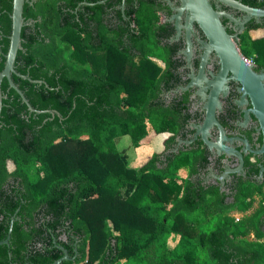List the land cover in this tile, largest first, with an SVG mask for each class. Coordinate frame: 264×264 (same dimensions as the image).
<instances>
[{"label":"trees","instance_id":"16d2710c","mask_svg":"<svg viewBox=\"0 0 264 264\" xmlns=\"http://www.w3.org/2000/svg\"><path fill=\"white\" fill-rule=\"evenodd\" d=\"M102 1L24 4L12 78L35 109L48 111H31L2 80L0 240L11 238L0 245V264H51L65 254L61 247L71 257L61 264H264V243L239 237L255 227L252 217L231 226L220 200L189 197L193 182L176 177L172 160L159 166L156 152L134 165L117 148L122 136L140 135L147 125L161 139L175 130L176 114L148 93L151 83L159 85L149 44L164 48L156 8L168 6L126 0L123 11V0ZM240 1L264 9V0ZM12 12L13 0H0V71ZM74 34L73 49L61 44ZM244 38L252 46L245 55L264 56V22H250L241 50ZM182 183L188 192L180 196ZM198 208L215 224L212 233L188 219ZM170 233L180 235L181 246L157 252Z\"/></svg>","mask_w":264,"mask_h":264},{"label":"flooded vegetation","instance_id":"af4514ba","mask_svg":"<svg viewBox=\"0 0 264 264\" xmlns=\"http://www.w3.org/2000/svg\"><path fill=\"white\" fill-rule=\"evenodd\" d=\"M214 3L219 10L235 18L224 22L222 17V21L237 41L243 60L252 64L256 74H264L262 55L254 53L247 57L240 48L241 37L250 22L263 23L264 19L252 17L242 26L247 18L245 12L216 0ZM157 5L168 6L156 8V25L163 26L159 30L162 38L159 42L164 48H161L160 58L147 56L156 66L155 80L159 81L158 87L151 83L148 93L154 90L155 106L166 107L177 116L175 130L162 136L157 162L166 167L172 160L176 177L183 175L193 182L189 186L190 198L205 195L212 201L220 200V213L231 226L252 217L255 227L239 237L264 243V152H260L264 132L252 98L232 71L224 70L216 50L209 49V38L202 27L197 22L185 26L186 10L181 15L182 26H177L180 0H157ZM121 7L124 11L125 7ZM262 82L264 84V79ZM211 108L215 119L207 128L206 136L212 146L203 137V125ZM186 183L181 185L180 196L188 192ZM211 190L215 194L210 193ZM248 203L251 204L248 209H240ZM255 228H260V233ZM213 230L214 227L207 232ZM232 234L219 233L220 236H234Z\"/></svg>","mask_w":264,"mask_h":264},{"label":"water","instance_id":"95a60500","mask_svg":"<svg viewBox=\"0 0 264 264\" xmlns=\"http://www.w3.org/2000/svg\"><path fill=\"white\" fill-rule=\"evenodd\" d=\"M105 1V0H103ZM102 1V2H103ZM218 3H223L227 6H230L234 9L241 10L247 14L246 20L242 23V26H245V22L255 17L257 19L264 18V9L252 7L243 3L240 0H216ZM26 0H13V12H12V33L10 35V46L8 53L6 55L5 67L0 71V114L2 108V89L1 83L2 80L6 77L9 80L10 86L13 87L20 95L23 101L28 105L31 111L41 113L48 110H37L29 102L28 98L25 96L23 91L19 86L14 82L12 78V73L16 72L15 61L19 49L22 47V28L24 26V17L23 10ZM181 5L176 14L177 26H182L180 23L181 15L186 10L187 22L185 26H192L194 22H197L199 26L202 27L204 32L209 38V49H215L216 52L221 57L224 70L232 71L235 77H237L242 84L244 85L247 93L251 96L255 113L259 118L261 123V128L264 132V84L262 80L264 79V74H256L252 64H247L242 57L237 41L232 38V36L227 32L225 24L222 21V17L227 19L235 20V18L228 12L219 10L214 6L211 0H180ZM126 0H123V7H125ZM226 73V72H225ZM225 73L222 74L224 78ZM24 78H29L28 76H23ZM35 82L42 83V80H34ZM223 83V82H222ZM215 119L214 110L211 108L208 114V119L203 125V137L205 141L212 146L207 136V128L212 124V121ZM232 151V150H231ZM264 152V143L260 150ZM14 217L12 218L9 233L13 229ZM11 235L9 234L5 240H0L1 244H9ZM64 250V255L54 261L51 264H61L64 260L70 259L69 252L61 247Z\"/></svg>","mask_w":264,"mask_h":264},{"label":"rangeland","instance_id":"374dc122","mask_svg":"<svg viewBox=\"0 0 264 264\" xmlns=\"http://www.w3.org/2000/svg\"><path fill=\"white\" fill-rule=\"evenodd\" d=\"M77 39L78 36L74 34L73 36H70L67 39H63L61 41V44L73 49L75 47ZM251 48V40L249 38H244L242 53L245 54L248 49ZM161 51L162 49L157 47V45H155L154 42L151 41V43L149 44L150 56H152L153 58H160L162 54ZM98 56L100 57L101 55L99 54ZM99 57L95 58V61H99ZM262 58L264 59L263 55ZM161 141L162 139L160 137L153 135L151 131V126L147 125L145 127V130L140 135L133 136L131 134H127L122 136L120 141L117 143V148L119 150L123 148L126 149L127 159L129 163L131 162L134 165H140L143 164V162H146L149 157L153 156L154 153L158 152L161 149ZM239 216L240 215H238V217ZM204 218L206 217L202 208H198L196 211L191 213L190 218L188 217V219H190V221L193 222L196 227H198L203 232H207L208 230L213 228L215 224H213L212 220L206 221V219L204 220ZM179 240L180 235L170 233L165 237L164 242H161L159 245H156V247L160 249L157 252H161L163 248L162 246H164L165 248H173L176 245L180 247L181 245L179 244ZM193 245L195 244L193 243ZM202 254L204 258V255L206 256L205 252L202 251Z\"/></svg>","mask_w":264,"mask_h":264},{"label":"built area","instance_id":"2783aa9c","mask_svg":"<svg viewBox=\"0 0 264 264\" xmlns=\"http://www.w3.org/2000/svg\"><path fill=\"white\" fill-rule=\"evenodd\" d=\"M248 61L251 62V58H249Z\"/></svg>","mask_w":264,"mask_h":264}]
</instances>
